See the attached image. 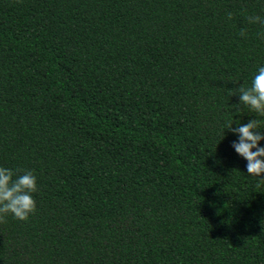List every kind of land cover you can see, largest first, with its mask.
<instances>
[{
	"label": "trees",
	"instance_id": "trees-1",
	"mask_svg": "<svg viewBox=\"0 0 264 264\" xmlns=\"http://www.w3.org/2000/svg\"><path fill=\"white\" fill-rule=\"evenodd\" d=\"M256 15L264 0H0V166L38 188L0 223V264H264V176L226 129L264 133L230 95L264 66Z\"/></svg>",
	"mask_w": 264,
	"mask_h": 264
},
{
	"label": "clouds",
	"instance_id": "clouds-1",
	"mask_svg": "<svg viewBox=\"0 0 264 264\" xmlns=\"http://www.w3.org/2000/svg\"><path fill=\"white\" fill-rule=\"evenodd\" d=\"M228 19H232V13H228ZM247 20L249 24L264 25V18L258 15L248 16ZM245 34L246 30L242 28L240 35ZM234 89V92L230 91V95L239 94V104L245 105L257 116H264V66L258 67L250 86L240 84ZM232 125L233 123H229L226 129L238 135V140L232 142V147L247 161V173L264 176V147L259 145L264 140V133L258 131L259 121L252 119L238 127ZM254 148L256 151H253ZM21 171L23 174H18ZM37 191L36 177L32 170L17 169L14 172L13 169L0 166V223L5 222V216L9 213L18 220L26 221L36 210V201L32 194Z\"/></svg>",
	"mask_w": 264,
	"mask_h": 264
}]
</instances>
